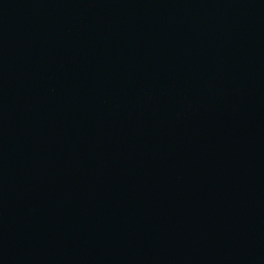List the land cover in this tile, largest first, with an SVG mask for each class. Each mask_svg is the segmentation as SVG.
<instances>
[{
    "label": "water",
    "instance_id": "1",
    "mask_svg": "<svg viewBox=\"0 0 264 264\" xmlns=\"http://www.w3.org/2000/svg\"><path fill=\"white\" fill-rule=\"evenodd\" d=\"M0 264H264V0H0Z\"/></svg>",
    "mask_w": 264,
    "mask_h": 264
}]
</instances>
